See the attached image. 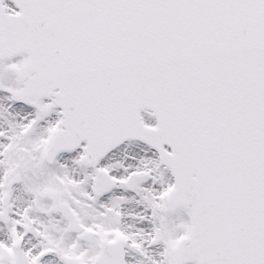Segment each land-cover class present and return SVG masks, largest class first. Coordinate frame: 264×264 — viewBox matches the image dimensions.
<instances>
[{
    "label": "snow or ice",
    "instance_id": "obj_1",
    "mask_svg": "<svg viewBox=\"0 0 264 264\" xmlns=\"http://www.w3.org/2000/svg\"><path fill=\"white\" fill-rule=\"evenodd\" d=\"M0 264H264V0H0Z\"/></svg>",
    "mask_w": 264,
    "mask_h": 264
}]
</instances>
